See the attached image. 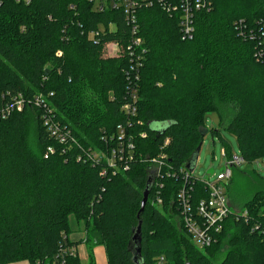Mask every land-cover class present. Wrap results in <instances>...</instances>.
I'll return each mask as SVG.
<instances>
[{
    "label": "trees",
    "instance_id": "1",
    "mask_svg": "<svg viewBox=\"0 0 264 264\" xmlns=\"http://www.w3.org/2000/svg\"><path fill=\"white\" fill-rule=\"evenodd\" d=\"M171 1L176 7L170 10L156 0L136 7L135 33L145 52L137 69L136 114L129 117L121 106L128 101L131 23L121 7L0 0V104L20 92H42L53 121L68 133L59 143L42 124L45 110L36 106L0 120V264L59 262L61 247L81 241L69 238L71 216L83 222L92 247L105 242L107 264H156L160 258L162 264H264V179L253 168L246 171V187L229 188L231 178L225 184L232 205L242 204L246 217L227 216L209 247L194 245L176 196L186 183L193 211L208 198L204 182L187 167L202 143L208 112L236 137L246 164L264 156V0H208L195 12L189 39L181 38L179 0ZM112 42L119 50L110 55L105 49ZM121 124L135 145L134 158L107 166ZM222 149L224 158L232 157L229 146ZM93 150L100 161L87 159ZM154 157L162 161L159 171ZM139 220L135 261L129 243ZM148 221L162 223L166 235L158 229L152 235ZM63 256L78 264L77 253Z\"/></svg>",
    "mask_w": 264,
    "mask_h": 264
},
{
    "label": "built area",
    "instance_id": "2",
    "mask_svg": "<svg viewBox=\"0 0 264 264\" xmlns=\"http://www.w3.org/2000/svg\"><path fill=\"white\" fill-rule=\"evenodd\" d=\"M92 2L93 9L102 11L104 8H117L121 7L123 13L126 16L127 21L131 23V36L130 45L127 47V56L130 58V63L126 70L128 79V101L121 106V110L129 117H134L136 114V100H137V80L139 79L138 68L142 66V57L144 55V49L142 47L141 38L136 35V19L135 10L136 7L141 4L151 3L153 0H89ZM161 3L167 10L173 9L176 6L172 4L171 0H156ZM208 0H179V19L178 25L180 28L181 38L189 39L193 36L195 31L194 16L196 10L205 7ZM173 5V6H172ZM100 31L105 30L104 26L98 27ZM107 28L109 30H114L112 23H109ZM98 34L99 31H95ZM106 52L108 54L117 53L119 50V45L115 42L106 44ZM110 50H113L111 52ZM262 58H264V38L262 40ZM133 76V80L131 77ZM26 105L40 107L45 110L43 114L42 124L46 127L49 134L53 135L59 143L64 144L66 139L67 131L60 129L59 124L54 120V115L52 111V106L48 105L45 101L43 93H36L33 97H25L22 92L17 93L12 96L10 100L6 103L0 104V120H6L8 116L14 111H21ZM145 132L141 133V137H145ZM104 139V137L102 138ZM116 141L118 145L113 148L111 153H109L107 160V166L116 167L119 163L124 162L123 165H127V161L134 158L133 152L135 149L134 143L131 141V135L128 132V128L124 125L117 126ZM168 139L164 141V145L168 143ZM53 147H47L46 152H53ZM222 154L225 152L221 149ZM87 159H93L95 161H100L102 156L98 151H87ZM164 157V155H162ZM81 158V156H79ZM151 162L156 165L157 170H160L162 161L157 157L151 158ZM244 163V160L239 155H234L231 158H225L224 168L215 177V181L204 182L206 189L208 191V198H201L199 202L195 205V211L190 210V195H188V189L186 183L180 187L176 196L178 202V208L181 212V222L184 224L190 238L192 239L195 246L198 248H206L212 244L216 237L215 234L219 233L224 226V219L230 214H234L235 219L239 216L246 217L247 211H242L240 208L232 207L229 196L226 194L225 184L229 181L232 176V169L240 166ZM106 172L102 171L101 174L104 175ZM155 173V172H154ZM190 174L185 172V181L189 178ZM187 182V181H186ZM60 259L59 262L55 264H67L66 259L63 256L66 252L68 254L74 255L76 252V247H68L67 249H60ZM163 258L157 260L156 264H162Z\"/></svg>",
    "mask_w": 264,
    "mask_h": 264
},
{
    "label": "rangeland",
    "instance_id": "3",
    "mask_svg": "<svg viewBox=\"0 0 264 264\" xmlns=\"http://www.w3.org/2000/svg\"><path fill=\"white\" fill-rule=\"evenodd\" d=\"M110 51L113 52V50ZM221 109L223 115H228L226 107H223ZM203 124H205L204 136L199 151L197 152L198 154L195 160V164L193 166V175H195L202 181L213 182L215 181L216 175L220 173L224 168L225 158L224 156H222V147L225 145L229 146L230 151H232V156H234L235 154L240 155V151H238L236 137H234V135L230 131H228L223 125H221V123H219L218 116L215 112L206 113ZM213 130H219L218 136L212 132ZM219 136L224 137L226 139V143H223L222 140H220ZM251 168H253L264 179V156H261L257 161H253L250 164H246L244 162L241 163L240 166L233 168L231 176L233 182L229 184V188L238 185H243L246 187V185L249 184V179L246 177V171L250 172ZM231 203H233V201ZM241 205L242 204L232 205V207L237 209L240 208ZM82 223L77 224L74 218L72 216L70 217V229L72 230L69 235L70 239L79 241L78 236H80V234H76V231L84 229ZM148 223H151V226L148 229L150 232L158 229L160 232L166 235L167 227L165 228L164 226H162V223H152L150 221H148ZM153 234L156 235L155 232H153L152 235ZM82 236V240L79 243H75L74 245V247H76L77 256L79 258L78 264H89L87 251L88 249L92 248V255L94 256L93 263L107 264L110 255L108 253L105 242L92 247V242L89 241L90 239H88L84 234H82ZM84 239L86 241H84ZM94 249H96V253H94ZM224 253V250H220V252L217 254V257L221 259ZM8 264H30V262L28 259H23L15 260Z\"/></svg>",
    "mask_w": 264,
    "mask_h": 264
},
{
    "label": "water",
    "instance_id": "4",
    "mask_svg": "<svg viewBox=\"0 0 264 264\" xmlns=\"http://www.w3.org/2000/svg\"><path fill=\"white\" fill-rule=\"evenodd\" d=\"M200 146L201 145L197 146V148H196V150L192 156V159H191V161H189V164L187 166V167L191 168L192 170L194 168L193 166L195 164V160H196L197 154H198L197 152L199 151ZM147 194H148V189L146 188L142 194L143 198L141 200L140 208L138 210V216L142 212V210H143V208H144V206L148 200ZM140 223H141V221L139 220L135 231H133L134 233L131 237V242L129 243V244H132V246H133L132 253L134 254L133 259L135 261H137L140 258V248H141V245H140V242H141V240H140V238H141V236H140V232H141Z\"/></svg>",
    "mask_w": 264,
    "mask_h": 264
},
{
    "label": "crops",
    "instance_id": "5",
    "mask_svg": "<svg viewBox=\"0 0 264 264\" xmlns=\"http://www.w3.org/2000/svg\"><path fill=\"white\" fill-rule=\"evenodd\" d=\"M76 234H80V236H78L79 238V240L81 239L82 240V238H83V236H82V234H84V230L82 229V230H77L76 231ZM70 238V237H69ZM72 240V239H71ZM73 241H78V240H73ZM94 253H96V249H94Z\"/></svg>",
    "mask_w": 264,
    "mask_h": 264
}]
</instances>
